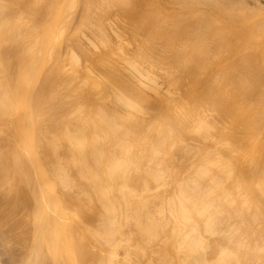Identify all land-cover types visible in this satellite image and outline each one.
<instances>
[{"label": "bare ground", "instance_id": "6f19581e", "mask_svg": "<svg viewBox=\"0 0 264 264\" xmlns=\"http://www.w3.org/2000/svg\"><path fill=\"white\" fill-rule=\"evenodd\" d=\"M0 264H264V0H0Z\"/></svg>", "mask_w": 264, "mask_h": 264}]
</instances>
